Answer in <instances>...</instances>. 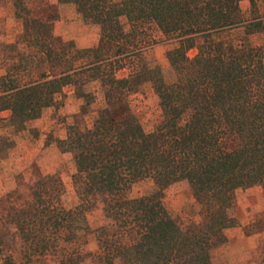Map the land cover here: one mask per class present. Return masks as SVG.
Here are the masks:
<instances>
[{
  "label": "trees",
  "instance_id": "1",
  "mask_svg": "<svg viewBox=\"0 0 264 264\" xmlns=\"http://www.w3.org/2000/svg\"><path fill=\"white\" fill-rule=\"evenodd\" d=\"M25 1L14 0V8L23 21L18 40L28 50L0 76V122L16 133L27 129L59 105L69 86L84 99L83 115L97 92L104 104L91 125L73 120L66 136L53 141L69 155L78 203L65 206L61 178L43 175L25 206L10 213L11 234L28 255H45L60 242L75 246L94 233L103 264H216L214 248L227 242L228 229L242 225L233 213L236 191L264 189V44L251 40L264 31V0H248L249 17L244 0H58L75 5L77 16L95 27L98 38L88 46L56 34L58 10L39 17ZM145 24L172 44L169 76L149 63L118 76L127 60L141 55L136 43ZM239 27V41L227 35ZM93 82L99 90L86 89ZM146 83L161 109L150 131L130 102ZM14 144L11 134L0 133V147ZM144 180L149 187L132 196ZM182 180L200 215L185 226L165 201L167 188ZM98 197L108 223L92 229L88 211ZM5 242L0 233V264H16ZM63 252L60 264H82L88 253Z\"/></svg>",
  "mask_w": 264,
  "mask_h": 264
},
{
  "label": "rangeland",
  "instance_id": "2",
  "mask_svg": "<svg viewBox=\"0 0 264 264\" xmlns=\"http://www.w3.org/2000/svg\"><path fill=\"white\" fill-rule=\"evenodd\" d=\"M25 2L32 9L37 6L36 3L43 2L47 4L48 9H52L51 6H53L54 12L57 10L60 12L58 5L52 4L51 0H26ZM241 4L246 16L249 17L250 2L244 0ZM260 7L264 10L263 4H260ZM64 15L66 16L64 22L67 25L57 20L54 24L56 34L66 40L74 39L81 46L92 45L96 42L98 37L95 27L84 23L81 17L77 16L75 5L68 4ZM144 27H146V33L138 35L136 43L141 48V55L127 60L125 68L118 70V76L128 74L134 66L142 63L159 64L169 76L167 50L172 44L161 35L156 26L145 24ZM126 28H129L127 23ZM0 35L4 37L3 39H7L0 43V54L10 69L16 60L17 53L21 50H28V48L22 41L10 42V23L9 27L6 24L0 27ZM227 35L239 41L244 35V28L233 29ZM251 40L256 45H263L264 31L253 34ZM190 54L194 55L195 50H191ZM36 69L37 67L33 71L34 77L37 74ZM98 84L97 82L90 83L86 89L99 90ZM65 92V96H58L59 105L47 111L48 119L45 118L47 121L43 120L42 124L46 127L43 134L47 133V136L41 135L40 138V131L35 127H29L33 122H28V128L18 133L14 132L12 127L7 126V121L0 122V133L11 134L12 138H15V144L12 147L6 145L0 147V233L6 240L5 254H13L16 264H60L63 250L72 251L73 247L84 253L88 252L82 264H103L99 258L100 248L94 233L80 237L75 246L60 242L57 245L58 248H52L45 255H32L31 253L28 255L25 253L23 241L11 234L15 230V225L11 222L10 213L25 206L31 198V187L43 175L56 174L61 178L66 190L63 196L65 206L71 207L78 203L77 191L71 177L69 155L62 154L53 141L66 136L67 126L73 120H78L82 126L91 125L104 103L101 94L97 92L95 102L89 107L87 114L83 115L81 105L84 99L77 97L72 86L67 87ZM130 102L146 130H152L161 118V109L159 98L151 83H146L141 91L133 93ZM1 115L8 119L10 111H2ZM33 129L36 131H32ZM49 129L53 130L48 132ZM40 140H43L46 145L55 143L56 152L54 153L51 148L46 149L45 144L42 147L43 142ZM147 181L139 182L132 196L141 195L149 187ZM94 200L95 205L88 211V221L92 229L108 223L100 198ZM165 201L170 213L181 225L185 226L191 220L200 219L199 206L186 180L169 186L166 190ZM233 213L240 219L242 225L227 230V242L213 250L214 262L216 264H264V189L260 186L238 189L235 194Z\"/></svg>",
  "mask_w": 264,
  "mask_h": 264
},
{
  "label": "crops",
  "instance_id": "3",
  "mask_svg": "<svg viewBox=\"0 0 264 264\" xmlns=\"http://www.w3.org/2000/svg\"><path fill=\"white\" fill-rule=\"evenodd\" d=\"M51 3L52 4H57L58 7H59L60 14H61V19L58 20V22H61L63 25L66 24L64 22L65 17H66L64 14H65V9H66V7L68 5L59 4L58 0H51ZM36 4H37L39 9L36 6V7H33L32 11L35 14L39 15V17H44L45 18V17L48 16L49 13L54 12V8L48 9L46 7V5H47L46 3L38 2ZM39 10H41V11H39ZM62 18H64V19H62ZM9 23H10V42H12L14 40H18L19 34L22 33V31H23V21L21 19H18L15 16L14 0H0V27L2 25H5V24H6V26L9 27ZM3 38L4 37L2 35H0V43H2V42L7 40V39L5 40ZM1 58H2V55L0 54V76L5 75L8 72V70H9L8 67H7V64L5 62V59L4 58L1 59ZM45 118H47L46 115L42 116L39 119H35V120L29 121L30 123L33 122L32 126H29V127H35V128H37L40 131V136H39L40 138H41V135L47 136V133L43 134V130L46 127L42 123H43V120L47 121ZM52 130L53 129H49L48 132H51ZM64 137H62V138H64ZM40 141L43 142V140H40ZM45 141H46V139H45ZM44 144L46 146V149L47 148H51L52 151H54V153L56 152L57 149L55 150V143H50V145H46V143L43 142L42 143V147L44 146ZM32 150H33V148H32Z\"/></svg>",
  "mask_w": 264,
  "mask_h": 264
}]
</instances>
